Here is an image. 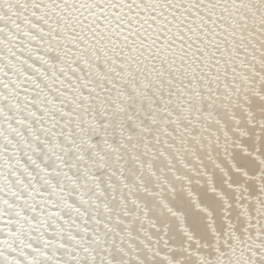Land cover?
<instances>
[{
    "label": "snow or ice",
    "instance_id": "6c2138e0",
    "mask_svg": "<svg viewBox=\"0 0 264 264\" xmlns=\"http://www.w3.org/2000/svg\"><path fill=\"white\" fill-rule=\"evenodd\" d=\"M0 264H264V0H0Z\"/></svg>",
    "mask_w": 264,
    "mask_h": 264
}]
</instances>
